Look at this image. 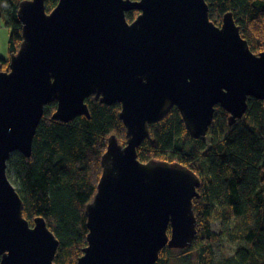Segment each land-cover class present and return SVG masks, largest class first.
<instances>
[{"label":"water","instance_id":"water-1","mask_svg":"<svg viewBox=\"0 0 264 264\" xmlns=\"http://www.w3.org/2000/svg\"><path fill=\"white\" fill-rule=\"evenodd\" d=\"M129 10L139 11L130 22ZM208 11L205 0H58L50 12L45 0L19 2L22 40L0 66V264H54L58 239L42 216L32 226L23 217L7 161L30 157L47 104L56 102L54 120L89 118L90 95L120 104L126 143L108 138L76 264H154L165 246L190 244L199 177L176 162H141L137 147L173 106L199 138L217 105L231 124L248 98L264 101V46L250 49L232 11L219 25Z\"/></svg>","mask_w":264,"mask_h":264},{"label":"trees","instance_id":"trees-1","mask_svg":"<svg viewBox=\"0 0 264 264\" xmlns=\"http://www.w3.org/2000/svg\"><path fill=\"white\" fill-rule=\"evenodd\" d=\"M21 0H0V24L10 30L8 55L22 40L17 8ZM209 18L219 25L232 11L240 34L253 52L264 46V0H205ZM58 0H45L50 12ZM138 10L126 12L130 22ZM0 55L1 70L9 64ZM90 117L80 115L62 122L51 118L56 102L44 107L36 128L30 157L10 155L6 174L23 202V216L33 222L42 216L58 239L54 264H76L86 245L85 206L96 192L101 156L110 135L126 143L119 118L120 104H103L94 95L85 99ZM219 105L207 133L193 138L176 107L149 125V135L137 147L141 162L150 159L187 166L200 179L193 198L196 233L185 249L189 264H216L215 245L236 243L234 252L220 264H264V101L248 98L243 116L229 125ZM244 219L237 226V219ZM218 221L220 230H212ZM169 232V228H168ZM169 248L160 250L154 264H167Z\"/></svg>","mask_w":264,"mask_h":264},{"label":"rangeland","instance_id":"rangeland-1","mask_svg":"<svg viewBox=\"0 0 264 264\" xmlns=\"http://www.w3.org/2000/svg\"><path fill=\"white\" fill-rule=\"evenodd\" d=\"M10 30L5 27L3 24H0V55L7 59L8 50H7V41L9 39ZM11 54V53H10ZM244 222V219H237L235 224L241 226ZM212 230L218 232L220 230V224L218 221L213 222ZM236 247V243H229L225 240L215 245L214 249V258L216 264H220V261L224 258L230 256ZM167 264H189V258L187 257V252L185 249H170L168 252Z\"/></svg>","mask_w":264,"mask_h":264},{"label":"bare ground","instance_id":"bare-ground-1","mask_svg":"<svg viewBox=\"0 0 264 264\" xmlns=\"http://www.w3.org/2000/svg\"><path fill=\"white\" fill-rule=\"evenodd\" d=\"M214 113H215V112H214ZM227 114H228V113H227ZM213 117H214V116H213ZM160 119H161V118H160ZM235 123H236V120H235L233 123L229 124V125L231 126V125H234ZM193 138H194V137H193ZM18 195H19V194H18ZM19 197H20V196H19ZM22 215H23V212H22ZM23 217H24V216H23ZM24 218H25V217H24ZM25 219H26V218H25ZM26 220H27V219H26ZM27 221H28V220H27ZM28 223H29V221H28ZM29 225L32 226V225H33V222H32V224L29 223ZM196 226H197V225H196ZM190 243H191V242H190ZM188 246H189V245H188ZM188 246H187V247H188ZM165 247H167V246H165ZM187 247H186V248H187ZM167 248H168V247H167ZM186 248H183V249H186ZM169 249H173V248H169ZM176 249H177V248H176ZM158 256H159V255H158Z\"/></svg>","mask_w":264,"mask_h":264}]
</instances>
